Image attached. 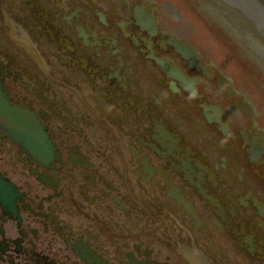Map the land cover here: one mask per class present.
I'll return each mask as SVG.
<instances>
[{
    "label": "flooded vegetation",
    "instance_id": "flooded-vegetation-1",
    "mask_svg": "<svg viewBox=\"0 0 264 264\" xmlns=\"http://www.w3.org/2000/svg\"><path fill=\"white\" fill-rule=\"evenodd\" d=\"M197 39L159 0H0V264H264V112Z\"/></svg>",
    "mask_w": 264,
    "mask_h": 264
},
{
    "label": "bare ground",
    "instance_id": "bare-ground-1",
    "mask_svg": "<svg viewBox=\"0 0 264 264\" xmlns=\"http://www.w3.org/2000/svg\"><path fill=\"white\" fill-rule=\"evenodd\" d=\"M156 7L157 6L154 5V3H150L148 5L142 4L141 7L138 8L137 13L135 14V19L138 22V24L141 26V29L144 32H147L149 34V36H151L152 34H154V32L157 31L158 20L156 19V16H155ZM174 17H175L174 19H177V20L179 19L178 14H174ZM170 36H171V38H169V40L172 42L171 45L174 46V49L177 52L182 54L186 64H188L191 67L198 68L197 65L199 64V59L203 55L202 54L203 50L199 47L197 50L195 48V45H193L189 42H186L183 39H179L174 34H171ZM17 38L19 39L20 36H18ZM168 42L169 41L165 40V41H162L160 43L164 47ZM163 68H164V70L167 71L168 74L176 76L179 79L180 84L182 86H184L185 89H190L192 91L197 90L198 78L196 77V75H193V76L190 75L189 76L188 74H186V72L184 70L185 68L172 66L171 64H169L167 62L164 63ZM208 68L213 70L210 67H208ZM217 81L222 82V85L224 86V90L226 92H228V93L236 92V90L233 88L232 84L227 83L226 77L224 75L220 74L217 77ZM238 101H239L241 107L243 106L246 109L248 108L249 110H251L252 114L256 113L255 107L249 101H247V100L245 101L243 99H240ZM255 136H257L259 139H252L246 135V144L249 145V150H250L251 155H254L256 152L262 153L264 150V147H263L264 146V139L262 140L263 134L262 133L254 134L253 137H255Z\"/></svg>",
    "mask_w": 264,
    "mask_h": 264
},
{
    "label": "water",
    "instance_id": "water-1",
    "mask_svg": "<svg viewBox=\"0 0 264 264\" xmlns=\"http://www.w3.org/2000/svg\"><path fill=\"white\" fill-rule=\"evenodd\" d=\"M241 3L249 6L259 18L264 20V0H239ZM264 40V39H263Z\"/></svg>",
    "mask_w": 264,
    "mask_h": 264
},
{
    "label": "rangeland",
    "instance_id": "rangeland-1",
    "mask_svg": "<svg viewBox=\"0 0 264 264\" xmlns=\"http://www.w3.org/2000/svg\"><path fill=\"white\" fill-rule=\"evenodd\" d=\"M160 1V3L162 4V3H166L167 2V0H159ZM168 2H169V0H168ZM191 21L189 20V19H187V18H185V23L187 24V23H190ZM201 41L204 43L205 41L204 40H201V39H197L196 40V43L198 44V45H201ZM219 43L221 44V45H223L226 49H227V52H230L232 55H233V53H232V49H231V47H229L228 45H226L222 40H220L219 39ZM221 48V47H220ZM221 50L224 52V53H226L222 48H221ZM214 52V51H213ZM223 60H224V62H225V64H227V62H226V60L223 58ZM256 97L257 98H259L257 95H256ZM259 100H260V98H259ZM260 108L262 109V111L264 110V100H260Z\"/></svg>",
    "mask_w": 264,
    "mask_h": 264
}]
</instances>
